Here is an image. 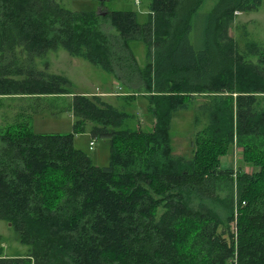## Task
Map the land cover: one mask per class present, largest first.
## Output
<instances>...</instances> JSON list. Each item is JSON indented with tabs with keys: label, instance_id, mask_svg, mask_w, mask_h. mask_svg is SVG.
Segmentation results:
<instances>
[{
	"label": "trees",
	"instance_id": "1",
	"mask_svg": "<svg viewBox=\"0 0 264 264\" xmlns=\"http://www.w3.org/2000/svg\"><path fill=\"white\" fill-rule=\"evenodd\" d=\"M146 1L142 23L136 10L0 0V106L4 97L32 101L27 115L0 124V221L29 247L5 255L0 234V264H264V41L241 46L231 34L237 14L264 0H217L205 13L208 0ZM132 41L145 45L143 68ZM60 49L123 80L137 74L146 95L113 104L74 94L48 71ZM64 95L71 102L55 112ZM138 97L148 101L149 131L129 109ZM190 108L186 158L173 153L170 131ZM46 110L71 112L72 132H33L32 116ZM89 124L93 138L110 141L108 166L74 146ZM235 144L251 172L221 167ZM207 201L220 202L226 219Z\"/></svg>",
	"mask_w": 264,
	"mask_h": 264
},
{
	"label": "rangeland",
	"instance_id": "2",
	"mask_svg": "<svg viewBox=\"0 0 264 264\" xmlns=\"http://www.w3.org/2000/svg\"><path fill=\"white\" fill-rule=\"evenodd\" d=\"M217 0H208L203 12L210 10ZM68 7L73 9H92L100 14H104L107 10H136L140 13V22L146 20L147 7L146 0H108L105 3V7H101L95 0H66ZM101 29L109 35H114L111 27L108 25H101ZM114 30V29H113ZM115 31V30H114ZM232 36L237 39L241 46H243L246 40L264 41V7L256 12L250 13H238L235 19V23L231 30ZM131 46L134 48V55L136 56L137 64L140 68H143L146 61L145 45L140 41H132ZM49 68L50 73L61 74L66 76L72 83V90L74 94L81 93H95L102 94L107 90L118 91L119 86L114 82L115 74L124 83V87L121 90L122 93L128 94H145L146 88L141 82L139 76L134 75L127 76L125 80L122 79L123 73L117 69V73H109L99 67H96L88 61L70 56L65 50L49 54ZM118 67V66H117ZM120 83V82H119ZM131 87V88H130ZM120 92V91H119ZM114 96H112L113 98ZM107 98L109 102L117 104V100ZM136 102V109L139 111L138 124H146L144 129L150 130L152 128V116L148 112V101L143 97H138ZM71 102L70 95H64L56 102V110L58 112L60 108L65 107ZM32 103L31 100L21 97H4L0 106V124L12 125L21 116L27 115V109ZM58 105V106H57ZM19 116V117H18ZM193 118L194 109L184 110L180 114L176 115L173 119L171 127L172 147L175 155L191 158L193 156ZM144 122V123H142ZM73 115L71 112L64 111L62 113H54L46 110L35 113L31 119V129L35 133H70L73 130ZM91 125H88L87 131L76 135L74 146L78 149L85 151L92 159L93 163L97 166H108L110 163V141L107 138H93L91 135ZM94 142L92 148L89 143ZM243 148L234 145L232 153L226 154L221 158V167L233 168L235 172L238 171L239 166L243 165L246 171L251 172L252 168L244 164ZM225 192L220 194L223 198ZM200 202V199L194 197L193 203L196 206ZM210 207L214 209L223 219H226L229 212L225 209L220 202L214 203L211 201L206 202ZM0 234L2 236L1 245L4 249V254L8 256L25 255L29 252V247L20 242L19 236L14 228L6 221H0Z\"/></svg>",
	"mask_w": 264,
	"mask_h": 264
},
{
	"label": "crops",
	"instance_id": "3",
	"mask_svg": "<svg viewBox=\"0 0 264 264\" xmlns=\"http://www.w3.org/2000/svg\"><path fill=\"white\" fill-rule=\"evenodd\" d=\"M114 82L116 83V84H118V86H119V89H121L122 90V88L125 86L124 85V83H122V81L119 79V77L118 76H116V74H115V79H114ZM120 82V83H119ZM131 88V87H130ZM118 89V91L116 90V91H114L113 89L112 90H107V91H104L102 94L100 93V94H96V95H100V96H103V97H110V98H112V96H114L113 98H112V100L114 101V100H117V98H118V96H120V95H131V94H126L125 92L124 93H122L121 92V90H119ZM120 91V92H119ZM86 93H88V94H95V93H89V92H86ZM105 99H107V98H105ZM108 100V99H107ZM142 123H144V122H142ZM89 146H90V143H89ZM100 166V165H99Z\"/></svg>",
	"mask_w": 264,
	"mask_h": 264
},
{
	"label": "built area",
	"instance_id": "4",
	"mask_svg": "<svg viewBox=\"0 0 264 264\" xmlns=\"http://www.w3.org/2000/svg\"><path fill=\"white\" fill-rule=\"evenodd\" d=\"M93 145H94V142H91V143H90V148H92Z\"/></svg>",
	"mask_w": 264,
	"mask_h": 264
}]
</instances>
